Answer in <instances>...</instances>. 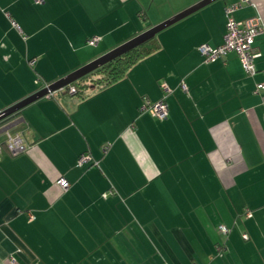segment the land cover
I'll use <instances>...</instances> for the list:
<instances>
[{"label":"crops","instance_id":"1","mask_svg":"<svg viewBox=\"0 0 264 264\" xmlns=\"http://www.w3.org/2000/svg\"><path fill=\"white\" fill-rule=\"evenodd\" d=\"M151 1L0 0V111L201 0ZM240 1L161 31V49L109 87L58 92L0 123V264L78 263L110 244L108 264H264V34L254 75L234 51L206 63L198 50L223 43L225 8ZM233 16L264 23V0ZM163 83L159 120L140 107ZM9 133L25 153L11 155ZM23 247L39 258H18Z\"/></svg>","mask_w":264,"mask_h":264},{"label":"built area","instance_id":"2","mask_svg":"<svg viewBox=\"0 0 264 264\" xmlns=\"http://www.w3.org/2000/svg\"><path fill=\"white\" fill-rule=\"evenodd\" d=\"M37 3H43L44 0H35ZM249 2V0H241L239 3L228 5L225 8V13L227 17V29L224 36V42L217 47H212L208 44H201L198 47L199 52L204 58L206 63L213 62L220 57L225 56L227 53L234 51L238 54L241 64L246 73L249 75L256 74V66L254 64V60L261 56V53L257 51L255 47L256 38L264 33V23L260 16H254L247 18L242 21H238L234 18V12L239 9L244 3ZM90 45H96L99 42L98 37H93L89 41ZM35 60L30 61V65H34ZM49 85H45L48 87ZM183 89H186V86L182 85ZM44 88V87H43ZM162 90L165 93V97L157 102H147L143 106L140 107L141 112H149L152 116L159 120H165L169 116L168 104L166 103V94L172 92L171 87L167 83L162 84ZM260 90H264V83H259L256 86V92ZM67 92L70 95H75L77 89L74 85L70 84L67 86ZM51 93L49 96H52ZM6 146L8 151L13 156L20 155L25 153L28 150V146L26 145L21 134H8ZM90 160V157L83 154L79 158L78 163L80 165L84 164ZM59 185L67 190L70 186L69 182L65 178H61L59 180ZM106 197V194H103ZM247 216H252L250 211H247ZM220 230L223 234H228L229 229L225 225H221ZM244 239H248V234H243ZM14 261V259H11ZM12 261V262H13ZM15 263V261H14Z\"/></svg>","mask_w":264,"mask_h":264},{"label":"water","instance_id":"3","mask_svg":"<svg viewBox=\"0 0 264 264\" xmlns=\"http://www.w3.org/2000/svg\"><path fill=\"white\" fill-rule=\"evenodd\" d=\"M217 0H201L191 7L177 13L176 15L168 18L167 20L151 27L150 29L138 34L132 39L126 41L125 43L119 45L118 47L112 49L106 54L100 56L99 58L87 63L86 65L80 67L79 69L67 74L66 76L60 78L59 80L49 84L48 87H44L37 92L29 95L23 100L15 103L14 105L0 111V122L11 117L12 115L20 112L23 108L29 104L49 96L51 93L62 90L63 88L69 86L72 83H75L79 79L98 69L99 67L105 65L106 63L114 60L117 57L122 56L123 54L128 53L129 51L135 49L136 47L145 44L151 39L155 38L157 34L161 31L167 29L173 24L179 22L180 20L188 17L189 15L197 12L198 10L208 6L209 4Z\"/></svg>","mask_w":264,"mask_h":264},{"label":"trees","instance_id":"4","mask_svg":"<svg viewBox=\"0 0 264 264\" xmlns=\"http://www.w3.org/2000/svg\"><path fill=\"white\" fill-rule=\"evenodd\" d=\"M220 45H218V46H220ZM255 47H256V42H255ZM160 49H161V45H160L158 38L156 36L155 38L151 39L150 41L146 42L145 44L140 45V46L136 47L135 49L129 51L128 53L123 54L122 56L115 58L114 60L106 63L105 65L99 67L98 69L94 70L93 72H91L88 75L84 76L83 78L79 79L75 83H72V85H74L77 89V92L75 95H80V96L84 95L85 91L90 89V88L91 89L92 88L93 89L94 88L103 89V88L109 87L110 85L122 80L126 76L127 72L133 66H135L137 63H139L143 59H145V58L151 56L152 54L156 53ZM254 64H255V60H254ZM58 92L68 93L67 87H65L62 90L57 91L55 93H58ZM55 93H53V95ZM14 115H12V116H14ZM11 117H9V118H11ZM9 118H7V119H9ZM7 119H5V120H7ZM5 120H3V121H5ZM3 121H1V122H3Z\"/></svg>","mask_w":264,"mask_h":264},{"label":"rangeland","instance_id":"5","mask_svg":"<svg viewBox=\"0 0 264 264\" xmlns=\"http://www.w3.org/2000/svg\"><path fill=\"white\" fill-rule=\"evenodd\" d=\"M158 2H160V0H158ZM156 0L155 1H151L150 3L148 2V4H153L151 5V11H154L156 9V5H159ZM149 7V5H148ZM150 8V7H149ZM37 248L34 249V251H32L33 249L30 247H27V248H21L19 249L18 253L16 254V256L18 258H21V256L23 255H26L28 251H30L31 253L34 252L35 253V250ZM107 252L109 253V256L111 257L112 255H116V253L118 252V249L117 248H111V244L109 245V247L107 248H100V249H88V251H85V252H81L78 256V258L80 260H77L79 261L78 263L77 262H73L71 264H108L107 263V258L105 257V259L102 261L103 257L105 256L104 253ZM36 256L39 258V256L36 254ZM17 257H14L12 256L11 259H14V261L17 259ZM10 259V260H11ZM13 260H11L12 262ZM14 261L12 263H14ZM102 261V262H101ZM35 264H44V261H41V259L39 258L38 261H36Z\"/></svg>","mask_w":264,"mask_h":264}]
</instances>
